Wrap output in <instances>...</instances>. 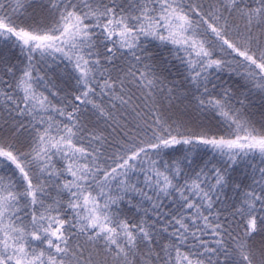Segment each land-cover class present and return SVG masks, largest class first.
<instances>
[{
    "label": "snow or ice",
    "instance_id": "6c2138e0",
    "mask_svg": "<svg viewBox=\"0 0 264 264\" xmlns=\"http://www.w3.org/2000/svg\"><path fill=\"white\" fill-rule=\"evenodd\" d=\"M0 264H264V0H0Z\"/></svg>",
    "mask_w": 264,
    "mask_h": 264
}]
</instances>
